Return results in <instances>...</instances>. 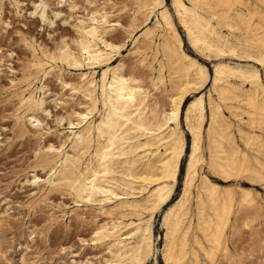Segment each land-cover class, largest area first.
Instances as JSON below:
<instances>
[{"label": "bare ground", "instance_id": "1", "mask_svg": "<svg viewBox=\"0 0 264 264\" xmlns=\"http://www.w3.org/2000/svg\"><path fill=\"white\" fill-rule=\"evenodd\" d=\"M133 2L137 7L128 20L113 17L103 7L93 9L74 17L72 39L62 36L54 47L33 52L21 75L25 88L19 103L24 112L15 117L22 130L27 122L40 128L44 123L40 113H50L46 84L36 82L55 70L52 61L87 69L80 70L78 81L61 78L83 101L57 116L62 125L68 124L58 141L43 139L37 146V161L48 168V174L42 179L34 173V182L65 190L75 203L96 211L91 241L106 253L97 261L88 258L90 264H145L154 254L153 219L172 200L187 155L182 191L162 215L163 260L207 264L203 254L214 263L220 250L221 258L231 261L228 228L237 227L240 220L247 228L253 226L256 211L242 218L241 213L255 204V197L245 186L238 196L236 188L214 181L200 166L206 161L212 173L226 180L247 174L264 180V10L244 9L250 0H171L190 47L216 60L211 76L208 65L186 50L165 0ZM11 3L18 6L20 0ZM70 6L75 8L76 3ZM47 7L40 0L34 12L43 22H53ZM152 16L155 20L148 25ZM139 20L147 26L134 38ZM0 21H4L1 3ZM118 29L134 38L130 52L145 69L151 87L143 74L125 68V58L113 63L120 49L113 33ZM209 81L218 97L209 93L207 109L201 91ZM222 102L230 115L223 112ZM182 117L191 135L188 151ZM85 213L78 216L83 219Z\"/></svg>", "mask_w": 264, "mask_h": 264}, {"label": "rangeland", "instance_id": "2", "mask_svg": "<svg viewBox=\"0 0 264 264\" xmlns=\"http://www.w3.org/2000/svg\"><path fill=\"white\" fill-rule=\"evenodd\" d=\"M39 1L20 0L19 5L16 6L11 3V0H0L2 19L8 21V24L0 21V244L4 251V254L0 255V264H90L87 261L88 258L97 261L100 255L106 253L101 251L99 246L94 245L93 240L91 241L94 227L92 216L96 211L89 206L75 203L72 195L67 191L56 188L51 189L47 185H43L42 182L40 184L35 183L33 179L34 173L40 175L42 179L48 174V168L40 165L37 161V146L43 139L58 141L62 137L63 131L68 130V124L63 121L64 125H62L57 120V116L65 113L71 106L83 101L82 95L76 94L68 86H64L61 78L78 81L80 72L87 69L81 70L76 67L74 69L73 65L56 60L51 62L55 66V70L51 74L46 78L40 75L42 78L39 77L37 81L39 83L36 82V85L41 86V82H45L47 89L45 105L50 112L49 114L46 112L40 113L44 122L41 126L42 136L40 133L41 127L38 128L27 122V129L22 130L16 123L15 117L17 114L24 112V106L19 103L20 91L25 88V82L21 80V75L24 71H27L33 52L41 54L40 49L42 46L54 47L62 36L72 39L75 35L72 26L75 16L103 7L105 10L108 9L107 11L113 17L119 16L121 20H128L137 4L133 0H91V4L88 0H45L48 3V16L53 22H43L39 15L34 12ZM73 1L76 3L75 8L70 6ZM165 1L183 36L186 50L206 63L212 76L214 74L213 62L216 60L214 58L212 60L206 59L194 52L186 39L183 27L178 22L171 0ZM246 7L264 10V3L259 0H250V4L243 8L246 9ZM55 11H60V15L55 16ZM259 19L258 16L254 17L255 21ZM154 20L155 16H152L148 25H151ZM261 21L264 22L263 19ZM146 26V22L139 20L133 33L134 38ZM221 29L226 31L224 27ZM113 33L116 34L117 42L120 44L118 53L116 52L115 57H113V63L116 64L125 58V68H134L139 74H143L147 82L148 76L144 72L145 69L138 64L137 57L130 52L134 38L131 39L119 29ZM238 34L240 37L242 36L240 31ZM25 38L32 40L34 42L33 46L29 45ZM150 57L149 59H151ZM100 73L101 71L98 72V75ZM261 73L264 79L263 68H261ZM147 84L151 87L150 83L147 82ZM205 87L201 92L204 93L205 105L208 109L209 93L212 92L211 94L214 97L218 96L212 91L210 81ZM152 91L158 94L161 102H166L165 97L160 95L159 91ZM39 93L42 94V91L37 90V94ZM222 103L223 112L230 115L225 102ZM181 126L185 131L188 151L191 135L186 129L184 117L181 119ZM245 128L251 129L248 125H245ZM232 129L236 130L235 127ZM235 134L239 143L243 145L240 136L237 133ZM262 135L264 137V131ZM203 147L206 157L205 139L203 140ZM262 158L264 159V156ZM186 161L187 155L182 160L181 172L179 171L172 200L157 212L153 219L154 254L146 262L147 264H153L155 261L158 264H165L162 257L164 234L161 223L162 215L164 210L175 201L182 191ZM200 171L207 173L220 184L233 186L236 188L238 196L242 191L241 187L245 186L244 188L250 189L255 197V204L243 211L241 218L254 214L255 211V214H257V218L253 223L254 227L247 228L243 226L241 220L236 222L237 227L229 226L228 242L232 253L231 261L222 259L220 250L216 253V262L211 263L209 258L203 254H201L202 259L207 264H264V180H254L249 174L226 180L222 176L212 173L206 161L201 164ZM256 204H260V206H256ZM7 206L10 208L9 211L3 212ZM82 212H86L83 219L78 216ZM233 220L234 214L232 223ZM81 237L88 241L82 242ZM260 243L262 245H259ZM257 245L261 247L258 248Z\"/></svg>", "mask_w": 264, "mask_h": 264}]
</instances>
